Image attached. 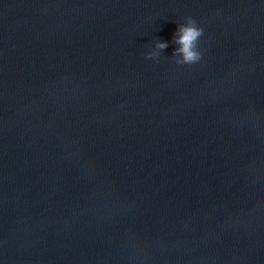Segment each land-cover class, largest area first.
<instances>
[{
  "label": "water",
  "instance_id": "water-1",
  "mask_svg": "<svg viewBox=\"0 0 264 264\" xmlns=\"http://www.w3.org/2000/svg\"><path fill=\"white\" fill-rule=\"evenodd\" d=\"M0 264H264V0H0Z\"/></svg>",
  "mask_w": 264,
  "mask_h": 264
},
{
  "label": "clouds",
  "instance_id": "clouds-1",
  "mask_svg": "<svg viewBox=\"0 0 264 264\" xmlns=\"http://www.w3.org/2000/svg\"><path fill=\"white\" fill-rule=\"evenodd\" d=\"M203 35V29L197 26L194 18H186L185 23L177 25L173 36V41L177 47L172 55L176 57L177 65H191L201 60V52L198 50L199 38ZM168 47L167 42L157 41L154 45V51L146 54V59H156L161 51Z\"/></svg>",
  "mask_w": 264,
  "mask_h": 264
}]
</instances>
